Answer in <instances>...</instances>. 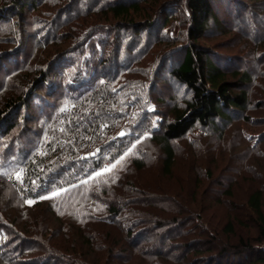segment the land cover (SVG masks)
Returning a JSON list of instances; mask_svg holds the SVG:
<instances>
[{
    "label": "rangeland",
    "instance_id": "obj_1",
    "mask_svg": "<svg viewBox=\"0 0 264 264\" xmlns=\"http://www.w3.org/2000/svg\"><path fill=\"white\" fill-rule=\"evenodd\" d=\"M186 1L27 0L18 8L13 0H0V112L9 97L32 98L0 120V166L7 170L6 180L0 175V221L20 212V200L35 206L49 196L23 198L28 165L70 163L87 149L80 138L91 139L93 132L111 142L106 156L118 153L91 172L108 176L93 187L100 190L103 181L106 205L83 227L84 248L71 228L57 238L50 235L48 243L23 245V254L14 258L11 248L21 242L14 234L0 264H37L41 258L45 264H70L66 258L73 253L64 249L58 255L53 240L76 247L72 264H264L255 262L264 256V242L247 204L261 190L264 208V0H212L216 19L197 44L230 76L235 70L251 74L249 103L232 111L227 122L197 124L173 140L176 159L168 173L153 135L192 96L170 75L193 43ZM133 2L148 19L151 14L150 23L142 15L135 16L141 25L113 18L112 6ZM107 56L106 63L96 62ZM46 73L49 82H43ZM97 142L92 138L89 144ZM137 158L143 167H137ZM69 184L59 186L63 204L78 198V192L66 195ZM48 202L43 206L49 211ZM111 205L119 208L117 215ZM42 211L48 213L41 205L28 209L29 223ZM25 221L20 213L21 229ZM60 226L51 224L54 230ZM78 249L89 259L78 258Z\"/></svg>",
    "mask_w": 264,
    "mask_h": 264
},
{
    "label": "trees",
    "instance_id": "obj_2",
    "mask_svg": "<svg viewBox=\"0 0 264 264\" xmlns=\"http://www.w3.org/2000/svg\"><path fill=\"white\" fill-rule=\"evenodd\" d=\"M13 1H15L14 3L18 8L25 7L27 3V0ZM186 7L190 15L188 34L189 39L193 40V43L187 48L183 60L171 70L170 75L177 81L185 84L192 91V96L189 100H187L184 108L177 107L174 109L173 118L164 125L163 132L153 135L154 141L161 145L165 154L163 164L164 169H166L168 173L172 171L176 159V151L172 141L183 137L197 124H201L203 127L217 125L219 122L229 121L231 119L232 111L245 110L249 103V92L246 89V85L252 80L251 74L247 71L235 70L230 76L214 61L208 49L197 44V41H199V39H201L206 32L209 21L211 19H216L212 0H187ZM111 12L113 13V18L121 20V22L127 23L128 25H141L143 23L148 24L152 19L150 18L151 14L149 15V19L147 18L149 13L143 12V9L138 2H133L130 4L119 3L111 7ZM136 15H142L145 17V20L143 19V23L140 22L139 24L135 21ZM108 60H110V58L107 56V58L101 57L100 60H96V62L102 64L106 63ZM91 62H94V60L92 59ZM47 74L48 73H46L43 82H49V75ZM31 99V96L29 99H27L23 95L9 97L5 101V108L0 112V120H3V114L8 110L11 111L14 108L15 110L13 111H16L17 109L20 110L25 106H29ZM65 104L66 103H64L63 106H65ZM24 117L25 115H22V118ZM45 131L46 130L42 131L43 134ZM93 136L98 140H95ZM91 137L94 139V141L100 142H97L98 144H95L96 146H94L98 147L100 152L97 153L95 157H88L85 159L78 157V170L81 174L78 176V178L80 177L81 180H75L76 183L68 185V187L65 188L68 189L66 193L68 198L75 194V192H78V198L76 201L65 202V204H63L59 201V199H61L60 193L62 191L59 192L52 190H45L43 192V195H49L44 197H51V200H49L51 203L46 200L48 198H37L38 200H35V206L20 200V212L18 214L11 215L7 213L6 216L1 218L2 220L0 221L1 258L2 255L6 253L4 249L12 244L10 240H8V237L11 236V239L14 234L18 240H21L19 245H13L11 248V251L15 255L14 258L23 254V245L28 246L34 242L35 244H38V241H40V243L47 241L48 243V239H50L52 235L54 236V233L57 235V238L58 235L63 234V231H66L64 233V235H66L67 232H69L68 229L71 230V228L78 230L76 235L79 239L83 238L81 241L82 247L84 248L83 242H85L86 232L84 231L85 228L83 227H86L90 222L97 220L98 213L102 212L104 209L103 206L106 205L103 204L106 202L105 198L103 197L104 195H102V192L106 190L102 189L106 187L103 181L99 184L100 190L93 189V187L100 180H103L108 176L94 177L90 176L91 172L96 167H100L101 165L104 166L105 164L114 161L115 157L118 155V153H116L114 150L111 151L108 156H106V147H109L111 142L107 143L105 139L103 140V136L95 135L94 132L92 133ZM135 163L137 167H143V162L139 158L135 159ZM27 168H30V165ZM5 173H7V170L1 165L0 175L1 178L6 180L7 178L5 177ZM28 175L29 173H27L26 176ZM71 178H68V180ZM16 183L21 194L20 182L16 181ZM57 192L59 195L54 196L53 193ZM65 192L66 191L63 193ZM23 198L26 199L28 197L24 196ZM52 200L56 201L55 205L52 204ZM45 202L50 204L51 210L48 211V208L43 206L45 205ZM247 204L256 214L255 220L259 230V239L264 242L263 192L261 190L255 191L248 198ZM39 205H41V207H43L50 216L48 217V213L44 214V211H42L41 215L38 216V218H35L33 223H29V216H27L28 209L33 210ZM56 206L57 208L55 209ZM108 208L113 214L117 215L119 213V208L117 206L111 205ZM20 213L21 219L26 220V223L22 226V229H24L23 232H25L23 233L24 235H20L16 232L19 229L22 231V229L19 227V224H17ZM51 216H54V218H51ZM112 219H114V217ZM54 220L58 221V223L61 225L57 230H54V228L51 227V224ZM113 222H115V220ZM15 228L17 229L15 230ZM127 230L129 234L132 233V228H128ZM28 237H30V239ZM88 244L91 245L90 247L95 249V247L92 246L93 244L91 241L88 242ZM51 248L58 255H63V253H59V251L61 252L64 249L66 250L65 252H72L73 254H71V256L73 257H75V252H77L75 250L76 247L73 249V247L67 246L63 240H53V247ZM79 250L80 249H78L80 255L78 258L83 256L84 258L89 259L85 252ZM57 254L54 256L57 257ZM71 256L66 258L67 262L70 264L75 262V259H73ZM100 258L101 256H98V258L95 260H101ZM40 260L41 262L37 264H45L47 261L44 260V258H41ZM9 261L12 262V260ZM256 261L264 263V256H258V260H255V262ZM31 263L32 261L28 263L22 262V264ZM48 263H50V260L47 262V264ZM96 264L99 263L97 262Z\"/></svg>",
    "mask_w": 264,
    "mask_h": 264
},
{
    "label": "built area",
    "instance_id": "obj_3",
    "mask_svg": "<svg viewBox=\"0 0 264 264\" xmlns=\"http://www.w3.org/2000/svg\"><path fill=\"white\" fill-rule=\"evenodd\" d=\"M86 128H83V130H85ZM67 140L71 142L70 138H68ZM80 141H85L83 142V144H87V149L84 150L82 154L78 155L79 158L85 159L88 157H95V155L100 152V149L98 147L92 148L91 144H89L91 142V139L88 136L86 138H80ZM79 146H81V144H79ZM48 166L49 164L42 165L41 168H38L37 164L32 163L30 165V168H27V173H29V175L25 176L24 179L25 183L27 184L26 186L24 184L25 188L23 187V190L27 197L39 196L43 194L45 190L59 191V186L61 187L66 185V183L68 182H66V180H68V178L72 177L70 179L71 181L69 180V185L76 183L75 180L80 179V177L78 178V176L81 175L78 170V158L72 160L70 163L63 164L61 166ZM27 167H29V165ZM64 174L65 176H63Z\"/></svg>",
    "mask_w": 264,
    "mask_h": 264
},
{
    "label": "snow or ice",
    "instance_id": "obj_4",
    "mask_svg": "<svg viewBox=\"0 0 264 264\" xmlns=\"http://www.w3.org/2000/svg\"><path fill=\"white\" fill-rule=\"evenodd\" d=\"M123 159V157H121V160ZM116 163H120V161H117ZM116 165L114 164L113 167H115ZM105 171H111V169H106ZM103 173H97V175H102ZM16 178L19 180V179H22V174L21 173H17V176ZM53 195H59V193H53ZM43 198H51V197H43ZM29 204L32 203V201H27Z\"/></svg>",
    "mask_w": 264,
    "mask_h": 264
}]
</instances>
